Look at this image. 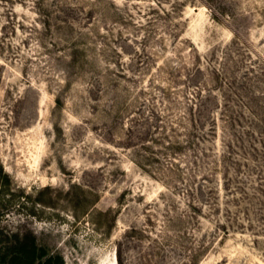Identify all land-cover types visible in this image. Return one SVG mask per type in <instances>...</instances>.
<instances>
[{"label": "rangeland", "instance_id": "374dc122", "mask_svg": "<svg viewBox=\"0 0 264 264\" xmlns=\"http://www.w3.org/2000/svg\"><path fill=\"white\" fill-rule=\"evenodd\" d=\"M52 264H264V0H0V250Z\"/></svg>", "mask_w": 264, "mask_h": 264}, {"label": "trees", "instance_id": "16d2710c", "mask_svg": "<svg viewBox=\"0 0 264 264\" xmlns=\"http://www.w3.org/2000/svg\"><path fill=\"white\" fill-rule=\"evenodd\" d=\"M0 264H52V257L35 244L22 241L7 251L0 250Z\"/></svg>", "mask_w": 264, "mask_h": 264}]
</instances>
